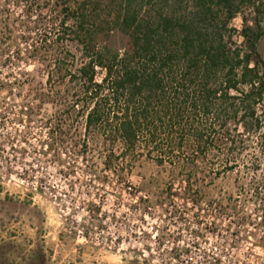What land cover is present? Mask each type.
Here are the masks:
<instances>
[{"label": "rangeland", "instance_id": "obj_1", "mask_svg": "<svg viewBox=\"0 0 264 264\" xmlns=\"http://www.w3.org/2000/svg\"><path fill=\"white\" fill-rule=\"evenodd\" d=\"M60 5L61 0H0V263L150 264L128 238L109 248L101 230L109 232L116 222L120 232L139 233L154 226V216H208L206 254L222 264H264L259 136L248 140L241 163L225 173L189 174L143 157L131 169L106 167L101 142H89L85 151L79 147L83 117L66 118L64 98L71 100L74 92L68 77L50 75L47 47L59 28ZM232 25L242 27L241 15ZM235 39L242 44L238 34ZM34 45L39 49L32 52ZM257 51L264 60V36ZM252 160L259 165L252 168ZM255 186L262 196L248 199ZM197 191L202 197L194 200ZM142 216L153 217L146 225ZM167 233L163 238L173 242ZM183 234V242L191 243L188 227Z\"/></svg>", "mask_w": 264, "mask_h": 264}, {"label": "trees", "instance_id": "obj_2", "mask_svg": "<svg viewBox=\"0 0 264 264\" xmlns=\"http://www.w3.org/2000/svg\"><path fill=\"white\" fill-rule=\"evenodd\" d=\"M58 13L50 75L68 77L66 118L83 117L79 147L101 142L106 167L143 157L219 174L241 163L253 135L264 148V0H61Z\"/></svg>", "mask_w": 264, "mask_h": 264}, {"label": "built area", "instance_id": "obj_3", "mask_svg": "<svg viewBox=\"0 0 264 264\" xmlns=\"http://www.w3.org/2000/svg\"><path fill=\"white\" fill-rule=\"evenodd\" d=\"M145 224L153 216H142ZM154 226L151 229H143L137 233L129 229L128 232H120L116 227V222L111 224L109 232L101 230L105 235L104 244L109 248H119L120 244L128 238L130 247L139 251V254L146 259L151 258L150 264H222L216 259L206 254L210 252V229L211 221L208 216H154ZM125 219V216L123 217ZM129 220V218H127ZM135 221V220H134ZM171 225H174L175 232L170 231ZM132 226V225H131ZM188 227L191 236V243L183 242L184 230ZM167 231L173 233V242L164 239ZM135 239H140L137 242ZM202 239H207L208 244H202ZM198 252L201 254H194ZM159 253H162L160 256Z\"/></svg>", "mask_w": 264, "mask_h": 264}, {"label": "crops", "instance_id": "obj_4", "mask_svg": "<svg viewBox=\"0 0 264 264\" xmlns=\"http://www.w3.org/2000/svg\"><path fill=\"white\" fill-rule=\"evenodd\" d=\"M1 264V263H0ZM12 264H17V263H12Z\"/></svg>", "mask_w": 264, "mask_h": 264}]
</instances>
